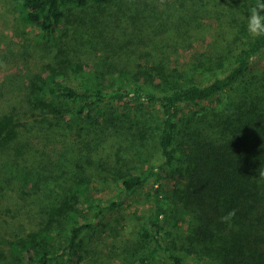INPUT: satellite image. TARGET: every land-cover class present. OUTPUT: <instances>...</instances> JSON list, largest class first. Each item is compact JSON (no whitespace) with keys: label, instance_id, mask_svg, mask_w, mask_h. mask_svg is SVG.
<instances>
[{"label":"trees","instance_id":"1","mask_svg":"<svg viewBox=\"0 0 264 264\" xmlns=\"http://www.w3.org/2000/svg\"><path fill=\"white\" fill-rule=\"evenodd\" d=\"M12 1L45 38V61L0 88V264H79L85 233L147 184L123 264H264V73L253 67L264 37L245 20L255 0ZM87 7L102 29L67 44L60 30ZM198 40L207 50L194 56ZM53 145L72 156L59 184Z\"/></svg>","mask_w":264,"mask_h":264},{"label":"rangeland","instance_id":"2","mask_svg":"<svg viewBox=\"0 0 264 264\" xmlns=\"http://www.w3.org/2000/svg\"><path fill=\"white\" fill-rule=\"evenodd\" d=\"M98 15L97 11L91 9V7L72 9L69 14L70 17L60 30V33L65 34L63 35V41L74 46L87 39L93 40L96 33L102 29L99 22L102 18H98ZM44 41L45 38H42L39 29L25 26L19 21L16 5L12 0H0V88L4 86L6 77L10 73L25 72L26 70L34 73L38 70V67L45 61L41 58L43 51L39 49V44ZM206 50L203 41L198 40L195 44V53H192V55L196 56L197 53ZM184 60L188 63L190 58L184 56ZM253 67L256 71L254 75L260 78L263 77L264 53L255 59ZM5 99L1 98V100ZM23 121L28 124V127L37 125L28 120V117ZM34 131L40 132L36 127L33 129ZM109 144L110 149H117L122 147L123 142L115 139L110 140ZM53 146L58 153L57 158L60 160L61 165L58 171L61 179L56 183L59 184L64 177V173L70 167L72 156L62 146ZM35 149L41 150V146L35 144ZM46 149L50 150L49 148ZM25 156L30 165V156L27 153ZM143 158H145V155ZM11 170L17 171L13 168L5 172L11 174ZM14 174L16 173L11 175ZM107 184L105 192L110 199L121 197L118 193L119 188L115 183L108 182ZM47 187H50V193L57 189L53 185ZM47 187L40 194V197H42L41 203L42 200L46 203L48 198L51 197L47 193ZM149 200L150 188L148 184L140 188L131 197L123 195V200H120L122 202L121 207L107 212L102 217L99 225L85 233L86 239L81 252L82 260L79 264H123L122 258L125 248L128 245H134L137 240V232L142 224L144 225Z\"/></svg>","mask_w":264,"mask_h":264},{"label":"clouds","instance_id":"3","mask_svg":"<svg viewBox=\"0 0 264 264\" xmlns=\"http://www.w3.org/2000/svg\"><path fill=\"white\" fill-rule=\"evenodd\" d=\"M247 31L253 37H264V2L262 0H255L254 6L250 7L245 16ZM259 179H264V170H259ZM236 215V211L230 210L220 219L222 223L229 224Z\"/></svg>","mask_w":264,"mask_h":264}]
</instances>
